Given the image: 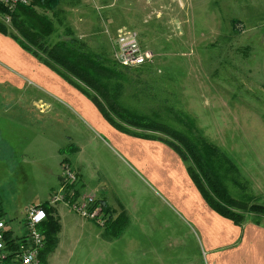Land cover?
Instances as JSON below:
<instances>
[{"label":"rangeland","instance_id":"1","mask_svg":"<svg viewBox=\"0 0 264 264\" xmlns=\"http://www.w3.org/2000/svg\"><path fill=\"white\" fill-rule=\"evenodd\" d=\"M46 12L56 26L49 43L66 37L69 28L110 64L119 29L137 30L149 57L144 65L123 68L130 80L121 81L119 103L140 113L158 114L178 129L183 128L179 117L189 116L208 140L237 163L249 182L253 201L264 204V0H60L54 10ZM0 21L14 31L2 13ZM75 88L98 108L91 97ZM15 100L6 101L10 112L2 113L0 122L14 121L10 130L17 138L31 136L36 130L55 139L61 149L57 165L54 162V182L56 171L62 175L60 161L74 156L72 144L78 142L85 143L86 153L100 160L107 170L104 174L111 173L116 184L132 180L141 189L131 171L103 147L104 141H91L93 136L85 133L79 121L67 128L63 120L56 123L44 115L42 127L39 117L37 120L21 109L23 103L15 104ZM52 180L51 176L44 179L39 200L51 198ZM230 191L239 197L238 189L230 186ZM139 199L140 205L155 207L153 216L147 217L149 223L130 221V217L132 223L118 240L107 243L95 238L89 242L85 237L82 247L72 253L61 252L65 248L61 244L56 254L62 259L57 262L53 256L47 264H207L194 226L188 223L186 227L179 212L169 210L157 196L142 191ZM55 210L65 226L80 216L65 202L57 203ZM248 220L264 224V214L251 213ZM62 239L64 243V236Z\"/></svg>","mask_w":264,"mask_h":264},{"label":"crops","instance_id":"2","mask_svg":"<svg viewBox=\"0 0 264 264\" xmlns=\"http://www.w3.org/2000/svg\"><path fill=\"white\" fill-rule=\"evenodd\" d=\"M12 97L16 99L15 104L23 103L21 109L37 120L39 117L42 127L44 115L56 123L63 120L67 128H74L79 121L85 133L93 136L91 141H104L103 147L118 164L131 171L136 184H141V189L132 180L116 184L111 173L104 174L107 170L103 169L100 160L86 153L85 143L76 142L72 144L76 148L74 156H65L60 165L67 158L66 162L77 171L79 195L104 199L113 209L114 216L125 210L130 221L139 219L142 224L149 223L147 217L155 213V207L140 205L139 194L145 191L157 196L169 210H177L186 227L188 223L195 227L200 247L208 256L207 264H264V224L248 220L241 229L218 214L192 180L185 161L171 146L160 140L138 138L118 131L88 97L25 50L11 35L0 32V119H3L2 113L10 112L4 104ZM11 122H0V213L8 221L9 233L20 237L25 233L27 207L49 201H41L38 197L44 179L50 176L53 179L49 185L50 196L58 185L61 188V173L56 171L58 179L55 182L53 178L60 147L43 131L35 130L31 136H13ZM65 136L72 139L69 134ZM56 214L61 222L59 243L47 256V263L53 256L57 262L62 259L61 254H56L61 244L65 246L61 252L69 250L72 253L82 247L85 237L90 239L89 242L96 238L109 243L124 236L132 223L129 221L123 233L116 237L105 226L81 215L65 226L61 213L56 211Z\"/></svg>","mask_w":264,"mask_h":264},{"label":"trees","instance_id":"3","mask_svg":"<svg viewBox=\"0 0 264 264\" xmlns=\"http://www.w3.org/2000/svg\"><path fill=\"white\" fill-rule=\"evenodd\" d=\"M59 3L60 0H32L30 4L19 5L10 13L14 31L10 32L8 26L0 21V32L11 35L25 50L91 97L114 127L143 138L163 141L179 153L185 163L190 161L187 168L192 180L218 214L242 227L251 213L263 215L264 204L253 201L249 182L237 163L226 151L208 140L189 116L179 117L183 128L178 129L166 123L158 114L140 113L119 103L117 96L121 92V81L130 80L124 75L123 68L127 66L115 60L110 64L108 59L93 52L69 28L66 37L48 42L56 26L46 11L54 10ZM0 13L4 16L8 13L2 3ZM65 161L67 158L62 162ZM68 185L70 189L76 186ZM230 186L239 190V197L231 193ZM78 195L75 188V196ZM100 200L107 211L113 213L106 201ZM42 205L48 212L47 219L41 225L47 239L41 258L46 264L47 256L59 243L61 222L54 206H50L48 201ZM128 222L129 217L123 210L117 216L109 217L104 226L117 237L123 233Z\"/></svg>","mask_w":264,"mask_h":264},{"label":"built area","instance_id":"4","mask_svg":"<svg viewBox=\"0 0 264 264\" xmlns=\"http://www.w3.org/2000/svg\"><path fill=\"white\" fill-rule=\"evenodd\" d=\"M32 0H0L8 10L5 19L11 21L10 13L19 5L30 4ZM113 50V59L122 66L136 67L148 61L140 36L135 29L120 28ZM79 182L77 171L65 161L62 162L61 188L52 193L49 205L59 202L67 203L82 217L104 226L110 217L105 211L103 202L95 195L75 196ZM68 184L76 186L69 188ZM48 217V212L41 203L31 204L26 209L25 233L13 237L8 231V221L0 213V264H44L41 251L46 246V234L41 225Z\"/></svg>","mask_w":264,"mask_h":264}]
</instances>
